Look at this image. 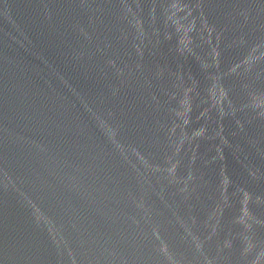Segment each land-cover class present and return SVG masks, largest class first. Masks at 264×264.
<instances>
[{
	"label": "water",
	"instance_id": "95a60500",
	"mask_svg": "<svg viewBox=\"0 0 264 264\" xmlns=\"http://www.w3.org/2000/svg\"><path fill=\"white\" fill-rule=\"evenodd\" d=\"M0 264H264V0H0Z\"/></svg>",
	"mask_w": 264,
	"mask_h": 264
}]
</instances>
